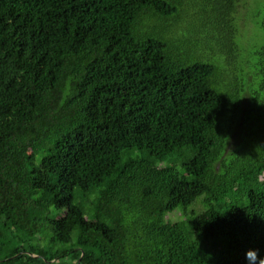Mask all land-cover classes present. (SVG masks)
Returning a JSON list of instances; mask_svg holds the SVG:
<instances>
[{
    "label": "trees",
    "instance_id": "1",
    "mask_svg": "<svg viewBox=\"0 0 264 264\" xmlns=\"http://www.w3.org/2000/svg\"><path fill=\"white\" fill-rule=\"evenodd\" d=\"M213 2L189 28L186 0H0V264L264 255V36L237 23L264 0H222L223 32Z\"/></svg>",
    "mask_w": 264,
    "mask_h": 264
},
{
    "label": "rangeland",
    "instance_id": "2",
    "mask_svg": "<svg viewBox=\"0 0 264 264\" xmlns=\"http://www.w3.org/2000/svg\"><path fill=\"white\" fill-rule=\"evenodd\" d=\"M186 1L190 3L191 5H194L193 9L187 10L186 17H185V21L187 22V24L191 21V19L193 20L189 28L196 27V26L201 27L202 24H204V22H203V18H200L199 13L203 14L204 17L206 16V13L204 12L206 11V9H201V6L204 3V0H186ZM206 5L210 6L207 2H206ZM213 6H214V15L212 16L213 19L212 21L210 20L207 21V24L210 25L213 22L212 25L214 26L215 31L218 32V29H219L221 32H223L225 31V27L227 25L225 22L230 20V18L231 19L233 18L232 9H225L222 0H220V3L218 2V0H214ZM239 18L240 20H238L237 23L238 25L241 26L242 31H243L242 34L244 35V38L242 39V41L245 40L247 44L251 41L253 43L261 42L264 36V32L259 28L252 29L250 31L248 30V25L246 27V20L248 19V12H246L245 9H242L239 15ZM240 21L242 22L240 23ZM187 24L186 26H183L185 30L188 27ZM230 25L233 28V26L235 27L236 24H234V21L231 20ZM227 79L231 80L232 85H234L238 81V79L232 78V74L229 75ZM255 86L258 92L261 94L260 96L264 98V67L263 68L260 67L258 76L255 80ZM247 130L248 128L246 126L244 127L243 125L240 126L237 132L233 135L231 144L237 145L240 142V140H242ZM203 198L204 196L199 197V199L197 200L198 201L197 204L192 205L191 207H189L188 210L175 209V210L168 211L165 215V220L167 222L188 220L189 217H191L193 212L199 213L203 209V204L201 201V199ZM51 237H52V231L49 228L45 233L37 237V239H39V245L41 246L45 245L47 241L48 242L50 241Z\"/></svg>",
    "mask_w": 264,
    "mask_h": 264
},
{
    "label": "clouds",
    "instance_id": "3",
    "mask_svg": "<svg viewBox=\"0 0 264 264\" xmlns=\"http://www.w3.org/2000/svg\"><path fill=\"white\" fill-rule=\"evenodd\" d=\"M264 257L257 250H250L245 255L246 264H264V261H259L258 258Z\"/></svg>",
    "mask_w": 264,
    "mask_h": 264
}]
</instances>
